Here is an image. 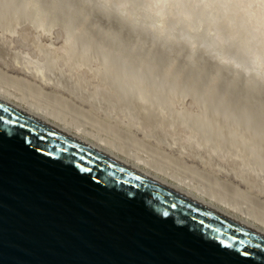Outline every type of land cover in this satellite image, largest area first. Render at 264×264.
<instances>
[{
	"label": "water",
	"instance_id": "1",
	"mask_svg": "<svg viewBox=\"0 0 264 264\" xmlns=\"http://www.w3.org/2000/svg\"><path fill=\"white\" fill-rule=\"evenodd\" d=\"M0 118L40 152L0 145V264H264V231L239 217L2 100Z\"/></svg>",
	"mask_w": 264,
	"mask_h": 264
},
{
	"label": "rangeland",
	"instance_id": "2",
	"mask_svg": "<svg viewBox=\"0 0 264 264\" xmlns=\"http://www.w3.org/2000/svg\"><path fill=\"white\" fill-rule=\"evenodd\" d=\"M68 1H69V3H68ZM68 1L66 3L69 4L68 5L69 7L66 6V7H68V8L65 7L66 9H64V8L62 9V7H64V6L61 3H63L65 5L64 0H60L61 3H59V4H58V2H59L58 0H25V1L23 0L21 4L18 0H17V2H16V0H10V1L3 0V2H2V0L0 1V32H1L2 28L9 27L10 25H12L13 21L16 20V24L14 26L15 29L12 32L4 31V34L6 35V37L8 38V40L10 42L8 47L5 46L6 44H3V45L0 44L1 46L5 47V49L1 47L3 50H1V48H0V53H1V56H0V78H1L0 79V85L14 91L18 95H23L25 98L27 96V98H26L27 100H30V101L37 103L39 105H42V106L45 105L46 107H48L52 111L57 110L56 113L59 111H60L59 113L63 112L61 114V116L63 115V117H64V115H65L66 118L65 117L64 118L66 120H69V121L71 120V121H73L72 123L76 122L75 124L82 125L85 129H88V131H90V132L93 131L94 134H97V135L99 134V136L101 135L102 137L105 136L104 138L107 137V139H110L111 141L113 140L114 144L116 143V146H119L121 149H124L125 151H128V152H133L135 155H138V156L143 157L144 159L148 160L149 163L150 162L155 163L156 164V165L154 164L155 166H158L160 164V166H158V167H160V168L163 167L162 169L165 168L166 170L168 169L167 170L168 172H170L172 174H176L179 177L185 178L186 180L189 179L187 181H190L191 183L196 184L200 187H204V189L208 193L211 192L214 195L216 194V196H219V197L221 196V198L224 199L225 201H228L230 203H234V205L239 206L242 209H246V210L248 209L247 211L251 215H253V217L262 219V220L255 219V220H257V222L263 223L264 222V213H263L264 210H262V209L264 208V204H263L264 203V184H263L264 181H260V182H262V183H260L259 182L260 179H258V178L255 179V177H253L251 175L250 176L253 178H250V176L248 174H246L245 171H242L241 168H239L238 164L235 166L236 163L234 164V162H232V160H230L232 162L231 163L228 160H225L222 158L220 159L219 157L217 158V156H215L214 154H210V153L208 154V151L207 150L205 151V148H202L200 146H193V145L189 144L190 145V147H189L188 143L185 142L183 139H181L182 138L181 137L182 132L180 131V128L177 126L176 122H173L172 121L173 119H170L172 114L169 115L168 112L161 113L155 105H156L157 101H162L165 104L172 103L174 109L176 108V109L180 110V113L187 114V116H188L187 119L191 120V122H196L197 125L199 126V130H201V132H203V133L206 132L207 134H211V135H213V134L220 135L222 138L229 140L230 143L233 142V144H234L233 146H236V148L238 146H241L242 147L241 151H252L259 158L264 160V130H263L264 129V85L262 86V84H264V82H261V84H260V81H257V80L254 81V79H253V81H254V83H253V81H251L252 78L249 77V79H250L249 80L243 74L239 76L238 74H240V73L234 74V73H232L233 71L229 73V71H231V70H228L225 67H221L220 65H218V63L214 62L215 60L213 59V57L210 56L209 54H207V52L203 53V52H201V51H203L201 49H199L200 51L196 50L195 52H192V51H190V49H187V45L185 43L176 42L178 40L175 41V38H174V40H172L173 38H170L167 41V44L171 42L172 45H171V43L166 45V42L164 43V45H162L163 42H160L161 39L159 41L158 40L159 38H157L159 36L154 34L153 32L150 33L151 32V31H149L150 29L149 30L145 29L147 32L146 31L142 32L144 29L143 27H140L139 25H137V26H139V28H138L134 24H133V27H131L132 25L129 24L130 21L126 20V23L129 24V25L128 24L126 25L125 20L123 21V19L120 21L122 23L124 22V24H119L118 23L119 19L117 20L118 17L113 15L112 10H109L107 8L100 9L98 6H94V8H95V10H94L92 4L88 6L87 3H86L87 5L83 4V6L85 5V7H83L84 8L83 9L82 7H80V6H82L81 2L83 0H77V1L76 0H73V1L68 0ZM79 1L81 4L79 3ZM43 2H45L47 5L49 4V6H47L45 3L43 4ZM47 2H50V3H47ZM71 2L72 3L74 2L73 4H76V2H78V3L76 5H73ZM17 3L19 4L18 7L15 6V8H14V5H16ZM60 4L62 5V7ZM77 5L79 6V9H77V10H80V11L83 10L81 14L79 13L80 11L77 13V10H76V8L78 7ZM4 6H6V7H4ZM91 6L94 10L93 15H94V17L96 16L95 21L91 20L93 16L91 15V17H90V14H89V13H92V11H93L92 8H91V10H89L90 12L88 11V9ZM9 8H11L10 11H9ZM69 8L74 9V11L77 13V16H76V13L73 10H70ZM96 8H98L97 12H95ZM31 9L34 12L36 10L37 13H34ZM61 9H62V11H61ZM99 10H102V13H104L105 16L108 14L106 12L110 11L109 15H107L109 17V18L107 17V19H109L108 21H107V19H105V18L102 19L100 17L103 15L101 14V12H98ZM63 11H65V12H63ZM67 11L68 12L72 11V12L70 14V12L67 13ZM73 12H74V14H72ZM86 12H87V14H86ZM32 13L35 15L36 14L41 15V17L46 22V25L49 24L48 25L49 29H48L47 33L41 35V41L42 42H44L50 48L52 46H57L60 42H62L63 39L67 38L68 40H70L71 43H73V46H74L73 48L75 49V51L77 50V51L84 52L86 58H89V60L90 59L92 60L91 64L93 65V68L96 69V71H98V76L95 79L94 78L93 79L83 78L78 82L74 81L72 78H70V79H68L69 81L72 80L74 83H76V85L74 83H72L73 85H71V83L67 80V78H69V77H67V78L62 77V78L56 79L55 77H52L49 75L50 77L48 76L46 78V76H47L46 74H44V75L41 74L45 77V78H43L41 76L39 77L40 74L33 72V71L28 74V72H30V70H27L22 65L19 66L20 63L16 64L17 62H16L14 56L10 55V57L8 56L9 57V59H8L7 55L9 53L10 54L13 53V55H14V52H17L19 50H26V51L30 52V54H31V52L33 51L32 50V43H30L29 39L26 37V35H27L26 32H24L25 28L29 26L28 24H29V21L31 20V17H32L31 14ZM50 13H51V15H50ZM110 13L112 15H110ZM64 14H66V15H64ZM29 15H30V17H28ZM71 15L72 16L74 15L76 20H77V18H78V20H80L82 18V20H80V22L78 20L77 21L73 20L74 18L71 17ZM79 15H81V16L83 15V17H85V18H83V17L79 18ZM55 16H56V18H55ZM59 17L60 18L62 17V19H66V18L71 17L70 18L71 22L76 21L78 23L77 24L75 23V27H74V24L73 23L71 24V22L69 20L68 21L70 23L68 24V22L66 20H65L66 22L64 20H60ZM94 17H93V19H94ZM111 17L114 21L117 20V23L114 22L111 19ZM98 18L100 20H98ZM54 19H55V21L58 20V22H57L58 25L54 24V23H56L54 21ZM110 19H111V21H110ZM88 20H89V22H88ZM49 21H51V22H49ZM103 21H106V23L104 24ZM127 21H129V22H127ZM90 22H94V25H92L93 23L90 24ZM97 22H98V24H97ZM113 22L116 24H112ZM87 23L89 24L88 27L86 25ZM99 23H101V25ZM70 24H71V27L73 28L74 31L70 27ZM114 25H116V26H114ZM117 25H119V28L121 30H124V32L119 30ZM120 25H121V27H120ZM99 26L101 28H99ZM103 26H105V27H103ZM96 27L99 29H96ZM88 28H90V29H88ZM92 28H93V30L91 32ZM102 28L103 29L108 28L109 31H108V29L103 31ZM115 28H117V29H115ZM131 28H132V30H131ZM133 28L135 30H133ZM140 28H143V29H140ZM114 29L116 32L113 31ZM117 30H119V32L121 31L123 33L124 36L121 39H124L125 44H123L121 42L123 40L118 39V37L119 38L122 37V34L120 32L119 36H118ZM126 30H128V31L130 30V32H128ZM99 31L100 32L103 31V32L100 33ZM112 31H113V33L114 32L116 33L117 37L114 36L115 34L114 35L111 34ZM140 31H141V33H140ZM132 32H133V34H131ZM56 33H57V35H56ZM93 33L94 34L97 33V34L94 36ZM99 33L101 34V38L99 37V35H100ZM104 35H105V37H104ZM108 35H110V37H111L109 39V42L107 41L108 39H106L108 37ZM128 35H130V36H128ZM150 35L151 36L153 35V37H151ZM127 36L129 38L130 37H133V38L128 39ZM136 36H139L141 40L139 39V37H136ZM147 36H148V38H147ZM155 36H157V37H155ZM82 37H83L84 41H83ZM85 37H86V41H85ZM103 37H104V39H103ZM114 37L116 38V39H113V40H115V43L112 40V38H114ZM124 37H126V39ZM134 38H135V40H134ZM149 38H150V40H149ZM152 38H155L154 41L158 43V44L155 43V47H157L156 48L157 51L154 50L155 47H153V43L152 44L148 43V42H154ZM156 38H157V40H156ZM87 39H88V41H87ZM96 39H97V41H96ZM102 39H103L104 43H105V41H107L108 43L103 44ZM15 40H17V41H15ZM118 40L120 41V47L118 46L119 45ZM127 40H128V42H127ZM131 40L133 41L132 43L130 42ZM137 40L142 41V43L138 42ZM144 40L146 41L145 43H144ZM171 40L174 42H172ZM81 41L83 42L84 48L82 47ZM135 41L140 43L141 47H140V45H138V43H136V46H138L136 48V46H134ZM175 42H176V44H175ZM88 43H89V45H88ZM110 43L112 44V46ZM130 43H131V45H130ZM86 44H87V47H86ZM94 44H96V45L93 46ZM97 45H98V48H97ZM103 45L104 46L106 45V47H104ZM132 45L134 47H132ZM143 45L146 47L144 48ZM161 45L163 47H161ZM170 45H171V48H170ZM109 46H111V47H109ZM116 46H118L117 47L118 49L116 48L117 50H115V48H114ZM130 46L132 47V50H130L131 49ZM122 47H125V48L122 49ZM92 48H94V49H92ZM108 48H110V49L108 50ZM139 48L140 49L144 48V49L140 50ZM167 48L169 49L168 53H165V52H167ZM7 49L12 51V52L8 53ZM96 49H98V50H96ZM121 49L123 52H121ZM137 49L140 51V55H137L139 53ZM147 49H148V51H147ZM180 49L181 50L183 49V50L180 52ZM103 50H105V52L106 51H110V52L105 53ZM129 50H130V52H128ZM170 50L172 53H169ZM5 51L7 54L5 53ZM141 51H143L145 54ZM188 51H190V52L187 53ZM2 52H4V53H2ZM33 52H32V54H33ZM97 52H98V54H97ZM102 52H103V56H102ZM136 52H138V53H136ZM151 52L152 53L157 52V55H158V53L160 55H158V56L156 55L157 56L156 57L154 55L155 53L151 54ZM177 52H180V53H177ZM197 52H198V54H197ZM120 53H122V54H120ZM126 53L128 54V57H125ZM190 53H192V54H190ZM2 54L3 55L6 54V56L5 55L3 56ZM104 54H106V55H104ZM112 54H113V56H112ZM150 54L152 55L151 57H150ZM161 54L163 56L165 54V56L162 57ZM177 54L179 57L182 55L181 59L177 56ZM187 54L190 57L187 56ZM195 54L197 56L198 55L199 56L196 57ZM206 54L208 55V58H207ZM120 55H122V57ZM131 55H133V56L131 57ZM111 56H112V58H111ZM115 56L116 57L119 56V58L118 57L115 58ZM160 56H161L162 62L160 61ZM173 56H175L176 58H174ZM12 57H14V58H12ZM172 57H173V59H172ZM200 57L202 58V60H197V58L199 59ZM209 57H211V58H209ZM114 58L117 59V61H115ZM178 58H179V60H178ZM185 58H187V59L190 58V60H187V62H186ZM195 58H196V60H193ZM12 59H14L15 64L11 63V61H13ZM124 59L126 61V62H124L125 65H123V63L121 62V61H124ZM163 59H165V60H163ZM167 59L168 60L171 59L173 61L171 62V60H169V62H168ZM182 59H184V62ZM130 60H131V62H130ZM207 60L209 63L207 62ZM198 61H200L199 65H203V66H199L197 64ZM129 62L131 63L130 65L133 66L132 68L129 67V65H128ZM191 62H193L192 65H191ZM135 63H136V65H134ZM169 63H171V64H169ZM179 63L181 64L180 68H179V65H180ZM186 63L190 66H188ZM207 63H208V65H207ZM215 63L217 65H215ZM13 64H14V66H13ZM194 64H196V65H194ZM204 64H205V66L207 65L206 68H205ZM126 65H128L127 69H129L130 71L126 69ZM137 65H139V66H137ZM165 65H167V66L165 67ZM136 66H137V68H139L138 69L139 71L137 70ZM183 66H184V68H183ZM191 66H193V67H191ZM218 66L220 67V69ZM143 67H144L145 71L143 70V72H142ZM194 67H196L195 69H197V70H195ZM22 68L25 69V71H27V72L23 71ZM146 68H148L150 70V72H149V70L146 71L147 70ZM203 68H204V71H203ZM212 68H214V69H212ZM221 68H223L224 70ZM132 70H134L135 72L137 70V72H136L137 74L135 72H134L135 73L134 74ZM174 70L176 72L178 70L179 71L181 70V71L176 73ZM193 70H195V71H193ZM198 70L201 72H199ZM216 70H218V71H216ZM225 70L228 71L229 74L227 72L223 73V72H225ZM207 71H210V73ZM215 71H216V73H215ZM144 72H148L147 74L151 73L150 74L151 78L149 79L148 78L149 75H146ZM157 72H159L161 75H159V73L157 74ZM204 72H205V76H204V74H202ZM220 72H222V73H220ZM6 74H7V76H6ZM215 74H217V75H215ZM37 75H38V77H37ZM154 75H155V77L157 75L156 80L153 77ZM158 75L160 77H162V75H163V78H161V79H163V83H162V81H159L160 77ZM8 76H10V77H8ZM12 76H14L16 79L14 78L15 79L14 80L12 78ZM228 76H230V78ZM3 77H5V78H3ZM152 77H153V80H152ZM204 77H206L207 81H205ZM238 77H239V79L234 81V79H237ZM41 78H43V79H41ZM48 78H50L49 79L50 81L48 80V83H45ZM51 78L52 79L55 78L57 80L56 83L59 82V83H57L58 85L55 83V81H54L55 79L52 80V82H51ZM211 78H212V80H211ZM240 78H242V79H240ZM124 79L130 80L133 83H136L138 86L142 87V90L145 91V93L147 95V99H146V101H144L143 105L140 106V104H138V102H136L130 96V94H131L130 91L122 83V81ZM173 79L176 80V83H175V81H173V84H171L172 83L171 80H173ZM245 79L247 82L245 81ZM8 80H9V82H8ZM43 80H44V82H43ZM202 80H204V83L202 82ZM14 81H16V82H14ZM21 81H23V82H21ZM60 81L62 84L64 83V81H65V83L69 82L70 85H69V83H67L68 85L67 84L63 85L66 87L65 88L61 85ZM183 81H185V82H183ZM49 82L52 85L49 84ZM53 82H54V84H56L55 86H54ZM205 82H208V83H205ZM15 83H16V85H15ZM32 83H35V87H32L34 85ZM184 83H186V84L184 85ZM28 84H30V85H28ZM168 84L172 85L173 88L171 86H169ZM204 84H206V85L204 86ZM8 85H10V86H8ZM36 85L37 86L40 85V89ZM56 86H58V87H56ZM61 86L63 88H61ZM68 86H70V88H71V86H75V87H72L70 89ZM80 86L82 88H80ZM156 86H157V88H156ZM168 86L171 88L169 89ZM180 86H183L184 90L182 89V91L178 94V92L181 90ZM11 87H13V88H11ZM99 87L101 88V90L103 89L102 92H101ZM34 88H35V90H34ZM98 88H99V90H98ZM202 88H203V90L204 89H206V90L202 91L201 90ZM72 89H74L75 91H73ZM80 89H82V90L84 89L83 91H85V93L82 92V90L80 91ZM95 89L98 91H96ZM172 89H173V91H172ZM185 90L186 91L188 90V92H186ZM89 91H92L93 93L89 92ZM99 91L103 94L106 91L108 92V94L110 92L109 96L113 97V95H115V97L114 98H112V97L108 98L109 96L107 93H105L107 95H103V94H100ZM193 91H196L197 93L195 92L196 93L195 94V93H193ZM198 91L199 92L202 91V93H199ZM97 92H99V93H97ZM88 93H90V94L88 95ZM82 94H84V95L82 96ZM194 94L196 96H194ZM198 94H200V95H198ZM56 95H57V97H56ZM99 95H100V97H98ZM103 96H106V97L108 96L107 97L108 100L106 99V97H103ZM197 96L200 99L199 98L196 99ZM202 96H203V98H202ZM206 96H207V99H206ZM54 97H56L58 99H55ZM96 97H98L99 99L95 100ZM102 97L105 99H103ZM61 98L62 99L64 98V99L62 100ZM100 98H102V100H100ZM116 98H117V100H119L121 102L123 100L122 103H123V105L125 104L124 105L125 107H123L122 103H120L119 101H114ZM110 99L113 101L111 102ZM68 100H69V102H68ZM106 100H107V103L104 102ZM201 100H203V102H201ZM70 101L72 102V104ZM109 101L111 102V104L109 103ZM209 101L212 104L209 103ZM62 102L64 104L66 103L65 104L66 106L64 104H62ZM114 102H115V104H119V105L121 104L122 107H120L121 105L120 106L114 105ZM126 105H128L127 106L128 109H126ZM207 105H208V107H207ZM112 106H113V109H112ZM115 106L116 107L118 106V108L120 107L121 109L120 108L119 109L120 110L123 109L124 111L123 110L119 111V109L115 108ZM129 106L134 108L133 110H132V108H130L134 112H130ZM209 108H211V109H209ZM125 109L127 111L129 110L128 112H130V114ZM155 109H157V110H155ZM216 109H218L219 111ZM222 109H224V110H222ZM62 110H64V111H62ZM65 110L67 113L65 112ZM213 110H215V112H213ZM125 111L127 112V114L125 113ZM135 112H136V115L134 114ZM72 113H74V114H72ZM147 114H148V116H147ZM150 114L152 115L153 119L150 118L151 117ZM222 114H224V115H222ZM137 115H139V116H137ZM234 115L238 116V118L235 117ZM82 116H84L85 118H83ZM125 116H127V117H125ZM133 116H135V117L133 118ZM79 117H81V118H79ZM143 117L144 118L146 117V118L144 119ZM95 118L96 119L98 118L99 120L95 121L96 120ZM233 118H234V120H233ZM159 120H160V122H159ZM246 122H247V124H245ZM243 123H244L245 127H244ZM254 125H256V127ZM163 126H165V127H163ZM258 126L261 127L260 131H259L260 128ZM252 128H254L255 130ZM162 131H163V133H162ZM177 131H179L181 133L177 134L176 133ZM164 133H166V134H164ZM167 133L169 135H167ZM175 133H176V135H175ZM179 136H180V138H179ZM170 142L173 144H170ZM185 145H186V147H189V148H185ZM171 146L173 148H171ZM176 146H178V147H176ZM227 147H231V146L228 145ZM194 148H196V149H194ZM154 149H155V151H154ZM197 149L200 151H198ZM162 151H163V153H162ZM193 152H195V153H193ZM193 154H194V156H193ZM207 155L209 158L207 157ZM212 155L215 156L216 158H214ZM169 156L172 157L173 159L170 158ZM195 156H196V158H195ZM197 156H198V158H197ZM214 160H216L217 162L219 161L218 166H217V162H215ZM227 161H228V165H230V166L227 165ZM221 163L224 165V167H226L225 169H223L224 167H221V166H223ZM232 164L234 165V168L232 167L233 166ZM215 166H216V168H215ZM237 166L239 169L237 168ZM220 167H221V169H220ZM226 169L227 170L229 169V171H227ZM226 171L228 172V174ZM236 171L240 172V173H237ZM200 174H201V176H200ZM245 174L247 177L244 176ZM205 175H207V178ZM234 175L236 177H234ZM238 177L240 179H238ZM202 178H204V179H202ZM257 180L259 183L257 182ZM227 183H229L230 185ZM211 185H213V186H211ZM235 188H237V189L234 190ZM237 192H239L240 194L238 195ZM241 193H242V195H241ZM245 196L248 198V200H247V198L245 199ZM249 202H251V203H249ZM248 203H249V205H248ZM257 207H259V208H257ZM260 208H261V210H260ZM252 212H255V215Z\"/></svg>",
	"mask_w": 264,
	"mask_h": 264
},
{
	"label": "bare ground",
	"instance_id": "3",
	"mask_svg": "<svg viewBox=\"0 0 264 264\" xmlns=\"http://www.w3.org/2000/svg\"><path fill=\"white\" fill-rule=\"evenodd\" d=\"M1 1V0H0ZM7 1H10V0H7ZM19 2L21 1V0H18ZM23 1V0H22ZM22 1L20 2V4L22 3ZM25 1V0H24ZM59 2H58V4L59 3H61L60 2V0H58ZM68 1V0H67ZM66 0H64V2H65V5L63 4V3H61L64 7H62V5H61V7H62V9L64 8V9H66V8H68L69 6V1H68V3H66L67 2ZM73 1V0H72ZM77 1V0H76ZM2 2H3V0H2ZM14 2V1H13ZM16 2H17V0H16ZM18 2V3H19ZM39 2V1H38ZM63 2V1H62ZM93 2V3H92ZM9 3V2H8ZM16 4V5H14V8H15V6H17L18 7V5L19 4ZM24 3V2H23ZM42 3V2H41ZM45 2H43V4H44ZM47 3H50V2H47ZM54 3V2H53ZM72 3V2H71ZM74 3V2H73ZM72 3V4H73ZM78 2H76V4H77ZM79 3H80V1H79ZM82 6H80V7H85V5H87L88 4V6L89 5H91L92 4V6H93V8H94V6H98L100 9H104V8H107V9H109V10H112V13H113V15H115L116 17H118L117 18V20L119 19V21L120 20H122L123 19V21L125 20V23H126V20H129L130 21V25H132L131 27H133V24L134 25H136V27H138L139 28V26L140 27H143V28H140V29H143V31L142 32H145L146 30L145 29H147V30H149V31H151L150 33H154V34H156V35H158L159 37H157V36H155V37H157V38H159L158 40L160 41V39H161V41L160 42H163L162 43V45H164V43L166 42V45H168V44H170V43H168L167 44V41H168V39H170V38H173L172 40H174V38H175V41L176 40H178V41H176V42H181V43H185L186 45H187V49H190V51H192V52H195L196 50L197 51H200L199 49H201V50H203V51H201V52H207V54H209L210 56H212L213 57V59L215 60L214 62H216V63H218V65H220L221 67H225L226 69H228V70H231V71H229V73L230 72H232V73H234V74H237V73H240V74H238L239 76L240 75H244L245 77H247L248 79H249V77L250 78H252V80L251 81H253V79H254V81L255 80H257V81H260V84H261V82H264V0H83L82 2ZM80 3V4H81ZM87 3V4H86ZM2 4V3H1ZM31 4V3H30ZM46 4V3H45ZM76 4H73V5H76ZM83 4H85L84 6H83ZM95 4V5H94ZM47 5V4H46ZM47 6H49V4L47 5ZM66 6H68V7H66ZM71 6V5H70ZM78 6V5H77ZM76 6V7H77ZM87 6V7H88ZM92 6L88 9V11L89 10H91V8H92ZM4 7H6V6H4ZM12 7V6H11ZM42 7V6H41ZM66 7V8H65ZM73 7V6H72ZM13 8V7H12ZM13 8V9H14ZM71 8V7H70ZM69 8V9H70ZM93 8H92V10H93ZM12 9V10H13ZM29 9V8H28ZM51 9V8H50ZM62 9H61V11H62ZM77 9H79V6L76 8V10ZM81 9V8H80ZM84 9V8H83ZM11 10V8H9V11ZM32 10V9H31ZM35 10V9H34ZM45 10V9H44ZM70 10H73L74 11V9H70ZM94 10H95V8H94ZM94 10L92 11V13H89L90 14V17H91V15L94 17V15H93V12H94ZM97 10H98V8H96V11L95 12H97ZM14 11V10H13ZM16 11V10H15ZM33 11V10H32ZM31 11V12H32ZM43 11V10H42ZM51 11V10H50ZM80 10H77V13L79 12ZM82 11L83 10H81L79 13L81 14L82 13ZM105 11V10H104ZM103 11V12H104ZM108 11V10H107ZM12 12V11H11ZM34 12V11H33ZM63 12H65V11H63ZM62 12V13H63ZM70 12V11H69ZM68 11H67V13H69ZM72 12V11H71ZM71 12H70V14H71ZM75 12V11H74ZM74 12L72 13V14H74ZM90 12V11H89ZM98 12H101V14L103 15V16H100L102 19L103 18H105V19H107V15H109V12H106V13H108L106 16H105V14L104 13H102V10H99ZM34 13H37V11L35 10V12ZM39 13V12H38ZM56 13V12H55ZM76 13V12H75ZM77 13H76V16H77ZM33 14V13H32ZM31 14V20L29 21V26L28 27H26L25 28V30H24V32H26V37L29 39V41H30V43H32V50L34 51H32L33 52V54H32V52H31V54H30V52H28V51H26V50H19V51H17V52H14V55H13V53L12 54H10L9 52H12V51H10V50H6L9 54L7 55V58L9 59V57H10V55H12V56H14L15 57V60H16V64H19L20 63V65L19 66H23L24 68H26L27 70H30V72H28V74L29 73H31L32 71L33 72H36V73H38V74H40L39 75V77L41 76V77H43V78H45L43 75L44 74H46L45 76H46V78L50 75V76H52V77H55L56 79H58V78H62V77H69V78H67V80L68 79H70V78H72L74 81H80L81 79H83V78H85V79H95L97 76H98V71H96V69H94L93 68V65L91 64V62H92V60L90 59L89 60V58H86V56H85V53L84 52H81V51H75V49L73 48L74 46H73V43H71L70 42V40H68L67 38H65V39H63L62 40V42H60L57 46H52V47H48L44 42H42L41 41V35L42 34H45V33H47V31H48V29H49V27H48V25H46V22L44 21V19L41 17V15H39V14H33L32 15ZM42 14V13H41ZM86 14H87V12H86ZM100 14V13H99ZM100 14V15H101ZM50 15H51V13H50ZM60 15V14H59ZM62 15V14H61ZM64 15H66V14H64ZM69 15V14H68ZM98 15V14H97ZM110 15H112L111 13H110ZM58 16V15H57ZM63 16V15H62ZM70 16V15H69ZM89 16V15H88ZM19 17V16H18ZM28 17H30V15L28 16ZM64 17V16H63ZM71 17H73L74 19L73 20H76L75 19V17H74V15L72 16L71 15ZM71 17H69V18H66V19H62V17L60 18V20H66L67 22H68V24L71 22ZM80 17H83V15L81 16V15H79V18ZM89 17V18H90ZM93 17H92V19L91 20H93V21H95V18H96V16L94 17V19H93ZM99 17V18H100ZM47 18V17H46ZM52 18V17H51ZM55 18H56V16H55ZM58 18V19H59ZM77 18V17H76ZM83 18H85V17H83ZM98 18V20H100ZM109 18V17H108ZM49 19V18H48ZM53 19V18H52ZM111 19H112V17H111ZM111 19H110V21H111ZM51 20V19H50ZM70 22H69V21ZM77 20H78V18H77ZM76 20V21H77ZM80 20H82V18L80 19ZM80 20H78L79 22H80ZM90 20V19H89ZM89 20H88V22H89ZM90 20V21H91ZM97 20V21H98ZM109 19H107V21H108ZM113 20V19H112ZM116 20V19H115ZM117 20L116 21H114V22H116L117 23ZM53 21V20H52ZM54 21H55V19H54ZM63 21V22H64ZM65 21V22H66ZM76 21H72L71 22V24L73 23L74 24V27H75V23L77 24L78 22H76ZM86 21V20H85ZM118 21V23L119 24H124V22L122 23L121 21V23ZM129 21H127V22H129ZM49 22H51V21H49ZM48 22V23H49ZM56 23H54V24H57L58 25V20L57 21H55ZM100 22V21H99ZM102 22V21H101ZM112 23V24H116V23ZM91 23H93L92 25H94V22H90V24ZM103 23L105 24L106 23V21H103ZM15 24H16V20L15 21H13V23H12V25H10L9 27H6V28H2L1 29V32H0V44H6L5 46L6 47H8V45H9V40H8V38L6 37V35L4 34V31H9V32H12L14 29H15ZM51 24V23H50ZM64 24V23H63ZM71 24H70V27H71ZM96 24V23H95ZM97 24H98V22H97ZM100 25H101V23H99ZM128 23H126V25H127ZM128 24V25H129ZM87 25V27H88V23L86 24ZM137 25H139V26H137ZM56 26V25H55ZM64 26V25H63ZM66 26V25H65ZM111 26V25H110ZM114 26H116V25H114ZM118 26V28H119V25H117ZM68 27V26H67ZM69 27V28H70ZM93 27V26H92ZM103 27H105V26H103ZM108 27V26H107ZM113 27V26H112ZM120 27H121V25H120ZM129 27V26H128ZM51 28V27H50ZM72 28V27H71ZM99 28H101L100 26H99ZM99 28H97L96 27V29H99ZM109 28V27H108ZM107 28V29H108ZM88 29H90V28H88ZM103 29V28H102ZM106 28L105 29H103V31L104 30H107ZM110 29V28H109ZM109 29H108V31H109ZM115 29H117V28H115ZM115 29L113 30V31H115ZM125 29V28H124ZM128 29V28H127ZM72 30H73V28H72ZM71 30V31H72ZM92 30H93V28L91 29V32H92ZM112 30V29H111ZM119 30H121L120 28H119ZM119 30H117L118 31V36H119V33L121 32V31H123L124 32V30H121L120 32H119ZM131 30H132V28H131ZM133 30H135L134 28H133ZM70 31V32H71ZM74 31V30H73ZM98 31V30H97ZM103 31H101V32H103ZM113 31H112V33L111 34H115L114 36L115 37H117V35H116V31L113 33ZM126 31H128V30H126ZM68 32V31H67ZM69 32V33H70ZM94 32V31H93ZM100 32V31H99ZM100 32V33H101ZM111 32V31H110ZM128 32H130V30L128 31ZM135 32V31H134ZM147 32V31H146ZM99 33V34H100ZM127 33V32H126ZM140 33H141V31H140ZM59 34V33H58ZM62 34V33H61ZM89 34V33H88ZM94 34V33H93ZM97 34V33H96ZM96 34H94V36L96 35ZM105 34V33H104ZM121 34H122V37H118V39H120V40H123V41H121L123 44H125L124 43V39H121V38H123V33L121 32ZM125 34V33H124ZM131 34H133V32L131 33ZM56 35H57V33H56ZM127 35V34H126ZM135 35V34H134ZM137 35V34H136ZM128 36H130V35H128ZM127 36V37H128ZM149 36V35H148ZM148 36H147V38H148ZM151 36V35H150ZM93 37V36H92ZM99 37L101 38V34L99 35ZM104 37H105V35H104ZM104 37H103V39H104ZM112 38V40L113 39H116V38ZM136 37H139V36H136ZM151 37H153V35L151 36ZM58 38V37H57ZM56 38V39H57ZM111 37H110V35H108V37L106 38V39H108L107 41L109 42V39H110ZM125 39H126V37H124ZM130 38H133V37H130ZM129 37H128V39H130ZM157 38H156V40H157ZM82 39H83V37H82ZM81 39V40H82ZM99 39V38H98ZM103 39H102V41H103ZM138 39V38H137ZM139 39H140V37H139ZM153 39V41L155 40V38H152ZM134 40H135V38H134ZM141 40V39H140ZM149 40H150V38H149ZM171 40V41H172ZM14 41V40H13ZM15 41H17V40H15ZM77 41V40H76ZM79 41V40H78ZM83 41H84V39H83ZM85 41H86V37H85ZM87 41H88V39H87ZM96 41H97V39H96ZM107 41H105V43H108ZM114 41V43H115V40H113ZM119 41V40H118ZM138 41V40H137ZM152 41V40H151ZM158 41V42H159ZM24 42V41H23ZM82 42V41H81ZM90 42V41H89ZM126 42V41H125ZM127 42H128V40H127ZM131 43L133 42L132 40L130 41ZM138 42H140V43H142V41H138ZM138 42H134V46H136V43H138ZM146 41L144 40V43H145ZM172 42H174V41H172ZM176 42H175V44H176ZM86 43V42H85ZM84 43V44H85ZM96 43V42H95ZM101 43V42H100ZM103 44H105L104 43V41L102 42ZM113 43V42H112ZM131 43H130V45H131ZM140 43H138V45H140ZM143 43V44H144ZM149 44H152L153 43V47H155V43L156 44H158L157 42H148ZM111 44V43H110ZM127 44V43H126ZM178 44V43H177ZM180 44V43H179ZM20 45V44H19ZM88 45H89V43H88ZM96 44H94L93 46H95ZM129 45V44H128ZM127 45V46H128ZM148 45V44H147ZM161 45V47H163ZM171 45H172V43H171ZM171 45H170V48H171ZM181 45V44H180ZM21 46V45H20ZM91 46V45H90ZM104 46V45H103ZM111 46H112V44H111ZM111 46H109V47H111ZM119 47H120V41H119V45H118ZM118 46H116V47H114L115 48V50H117L118 48ZM126 46V45H125ZM133 45H132V47H134ZM157 46V45H156ZM179 46V45H178ZM4 48L5 49V47H3V46H1L0 45V48ZM82 47H83V42H82ZM81 47V48H82ZM86 47H87V44H86ZM104 47H106V45L104 46ZM131 47V46H130ZM132 47H131V49L130 50H132ZM138 46H136V48H137ZM140 47H141V45H140ZM143 47L145 48L146 46H144L143 45ZM150 47V46H149ZM152 47V46H151ZM189 47V48H188ZM200 47V48H199ZM1 48V50H3ZM16 48V47H15ZM84 48V47H83ZM97 48H98V45H97ZM117 48V49H116ZM123 48H125V47H122V49ZM135 48V49H136ZM144 48H142V49H144ZM156 48L157 47H155V51H157L156 50ZM165 48V47H164ZM180 48V47H179ZM92 49H94V48H92ZM110 48H108V50H109ZM122 49H121V52H123L122 51ZM140 49V48H139ZM142 49H140V50H142ZM152 49V50H153ZM173 49V48H172ZM171 49V50H172ZM13 50V49H12ZM84 50V49H83ZM96 50H98V49H96ZM113 50V49H112ZM114 50V51H115ZM130 50L128 51V52H130ZM138 50V49H137ZM150 50V49H149ZM165 50V49H164ZM168 48H167V52H165V53H168ZM171 50L169 51V53H172L171 52ZM175 50V49H174ZM183 50V49H182ZM181 49H180V52L182 51ZM185 50V49H184ZM6 51H5V53H6ZM15 51V50H14ZM86 51V50H85ZM104 52H105V50H103ZM147 51H148V49H147ZM162 51V50H161ZM190 51H188L187 53H189ZM107 53H109L110 51H106ZM105 52V53H106ZM135 52V51H134ZM139 52V53H138ZM138 52H136V53H138L137 55H140V51L138 50ZM141 52H143V51H141ZM174 52V51H173ZM180 52H177V53H180ZM2 53H4V52H2ZM144 53V52H143ZM148 53V52H147ZM155 53V54H154ZM154 53H152L151 52V54H154L155 56L157 55V52H154ZM161 53V52H160ZM164 53V52H163ZM162 53V54H163ZM7 54V53H6ZM6 54H4L5 56H6ZM97 54H98V52H97ZM120 54H122V53H120ZM145 54V53H144ZM150 54V57L152 56ZM161 54V56L162 57H164L165 56V54H164V56ZM186 54V53H185ZM184 54V55H185ZM190 54H192V53H190ZM197 54H198V52H197ZM200 54V53H199ZM202 54V53H201ZM206 54V55H207ZM3 55V54H2ZM3 55V56H4ZM100 55V54H99ZM104 55H106V54H104ZM109 55V54H108ZM115 55V54H114ZM153 55V56H154ZM158 55H160L159 53H158ZM157 55V56H158ZM167 55V54H166ZM194 55V54H193ZM192 55V56H193ZM196 55V54H195ZM0 56H1V53H0ZM9 56V57H8ZM101 56V55H100ZM102 56H103V52H102ZM112 56H113V54H112ZM112 56H111V58H112ZM121 57H122V55H120ZM133 55H131V57H132ZM144 56V55H143ZM142 56V57H143ZM156 56V57H157ZM161 56H160V61L162 60L161 59ZM168 56V55H167ZM177 56H178V54H177ZM182 56V55H181ZM181 56L179 57L180 59H181ZM187 56H189L188 54H187ZM199 56V55H198ZM197 55H196V57H198ZM202 56V55H201ZM205 56V55H204ZM203 56V57H204ZM14 57H12V58H14ZM110 57V56H109ZM118 58H119V56H117ZM116 56H115V58H117ZM120 57V58H121ZM125 57H128V54L126 53L125 54ZM174 58H176L175 56H173ZM173 57H172V59H173ZM184 57V56H183ZM190 57V56H189ZM195 57V56H194ZM193 57V58H194ZM106 58V57H105ZM114 58V59H115ZM135 58V57H134ZM168 58V57H167ZM179 58H178V60H179ZM201 58V57H200ZM198 59L197 58V60H202V58L201 59ZM207 58H208V55H207ZM209 58H211V57H209ZM103 59V58H102ZM146 59V58H145ZM153 59V58H152ZM13 61H11V63H14V59H12ZM107 60V59H106ZM112 60V59H111ZM121 60V59H120ZM132 60V59H131ZM131 60H130V62H131ZM134 60V59H133ZM163 60H165V59H163ZM168 60V59H167ZM169 60H171V59H169ZM169 60H168V62H169ZM175 60V59H174ZM177 60V59H176ZM177 60V61H178ZM183 60V62H184V59H182ZM187 60H190V58H185V61L187 62ZM193 60H196V58L195 59H193ZM211 60V59H210ZM109 61V60H108ZM115 61H117V59H115ZM173 60H171V62H172ZM113 62V61H112ZM122 63H123V65H125V63L124 62H126L125 61V59H124V61H121ZM128 63V65H129V67L130 68H132L133 66L132 65H130L131 63ZM162 62V61H161ZM164 62V61H163ZM179 62V61H178ZM181 62V61H180ZM189 62V61H188ZM200 61H198V65L200 64L199 63ZM203 62V61H202ZM205 62V61H204ZM207 62H208V60H207ZM213 62V61H212ZM165 63V62H164ZM192 63L193 62H191V65H192ZM209 63V62H208ZM208 63H207V65H208ZM215 63V65H217ZM15 64V63H14ZM14 64H13V66H14ZM113 64V63H112ZM169 64H171V63H169ZM180 64V63H179ZM187 64V63H186ZM185 64V65H186ZM190 64V63H189ZM5 65V64H4ZM117 65V64H116ZM128 65H126V69L128 68ZM134 65H136V63L134 64ZM188 65V64H187ZM186 65V66H187ZM194 65H196V64H194ZM197 65V66H198ZM206 65V66H207ZM120 66V65H119ZM137 66H139V65H137ZM137 66H136V68H137ZM167 65H165V67H166ZM180 66H181V64L179 65V68H180ZM188 66H190V65H188ZM196 66V67H197ZM199 66H203V65H199ZM204 66H205V64H204ZM206 66H205V68H206ZM6 67V66H5ZM118 67V66H117ZM123 67V66H122ZM135 67V66H134ZM145 67V66H144ZM144 67H143V69H142V72H143V70H144ZM191 67H193V66H191ZM196 67H194V69L196 68ZM219 67V66H218ZM16 68V67H15ZM120 68V67H119ZM135 68V69H136ZM182 68V67H181ZM183 68H184V66H183ZM182 68V69H183ZM190 68V67H189ZM199 68V67H198ZM208 68V67H207ZM23 69V68H22ZM139 68H137V70H138ZM147 70L146 71H148L149 69L148 68H146ZM191 69V68H190ZM193 69V68H192ZM212 69H214V68H212ZM219 69H220V67H219ZM221 69H223V68H221ZM19 70V69H18ZM127 70H129V69H127ZM137 70H136V72H137ZM195 70H197V69H195ZM195 70H193V71H195ZM202 70V69H201ZM224 70V69H223ZM23 71H25V69H23ZM119 71V70H118ZM130 71V70H129ZM133 71V73L135 72L134 70H132ZM131 71V72H132ZM139 71V70H138ZM145 71V70H144ZM175 71V70H174ZM181 71V70H180ZM179 70L177 71V72H180ZM192 71V70H191ZM199 71V70H198ZM203 71H204V68H203ZM211 71V70H210ZM210 71H207V72H209L210 73ZM213 71V70H212ZM216 71H218V70H216ZM216 71H215V73H216ZM222 71V70H221ZM25 72H27V71H25ZM135 72V73H136ZM149 72H150V70H149ZM176 72V71H175ZM176 72V73H177ZM199 72H201V71H199ZM206 72V71H205ZM205 72L204 73H202V74H204V76H205ZM228 73V71H226L225 70V72H223V73ZM2 73V72H1ZM35 73V74H36ZM67 73V74H66ZM134 73V74H135ZM146 75H149V79L151 78L150 77V74H147L148 72H144ZM143 73V74H144ZM159 72H157V74H158ZM220 73H222V72H220ZM219 73V74H220ZM228 73V74H229ZM3 74V73H2ZM26 74V73H25ZM34 74V73H33ZM32 74V75H33ZM41 74H43V75H41ZM132 74V73H131ZM137 74V73H136ZM144 74V75H145ZM218 74V75H219ZM67 75V76H66ZM139 75V74H138ZM159 75H161L160 73H159ZM158 75V76H159ZM208 75V74H207ZM215 75H217V74H215ZM226 75V74H225ZM6 76H7V74H6ZM34 76V75H33ZM49 76V77H50ZM173 76V75H172ZM210 76V75H209ZM208 76V77H209ZM8 77H10V76H8ZM36 77V76H35ZM37 77H38V75H37ZM154 77V79L156 80V77H157V75H156V77H155V75L153 76ZM153 77H152V80H153ZM160 77V76H159ZM207 77V78H208ZM212 77V76H211ZM229 78H230V76H228ZM236 77V76H235ZM244 77V78H245ZM3 78H5V77H3ZM12 78L14 79L15 77L14 76H12ZM43 78H41V79H43ZM55 78H51V82H52V80H54ZM161 78H163V75H162V77H160L159 78V81H162V83H163V79H161ZM165 78V77H164ZM205 78V81H207V79H206V77H204ZM210 78V77H209ZM234 78V77H233ZM243 78V77H242ZM242 78H240V79H242ZM1 79V78H0ZM16 79V78H15ZM14 79V80H15ZM20 79V78H19ZM50 78H48L47 80H46V82L45 83H48V80H49ZM54 80L55 81V83H56V81L57 80ZM104 79V78H103ZM171 79V78H170ZM239 79V77L237 78V79H234V81L235 80H238ZM40 80V79H39ZM45 80V79H44ZM44 80H43V82H44ZM63 80V79H62ZM66 80V79H65ZM211 80H212V78H211ZM250 80V79H249ZM17 81V80H16ZM16 81H14V82H16ZM19 81V80H18ZM28 81V80H27ZM50 81V80H49ZM69 81V80H68ZM72 81V80H71ZM71 81H69L70 83H71V85H73L72 83H74L73 81L71 82ZM103 81V80H102ZM101 81V82H102ZM117 81V80H116ZM151 81V80H150ZM173 81H175V83H176V80H171V84H173ZM209 81V80H208ZM245 81H246V79H245ZM254 81H253V83H254ZM8 82H9V80H8ZM21 82H23V81H21ZM20 82V83H21ZM26 82V81H25ZM69 82H67V83H69ZM183 82H185V81H183ZM202 82L204 83V80H202ZM247 82V81H246ZM57 83H59V82H57ZM56 83V84H57ZM60 83H61V81H60ZM64 83H65V81H64ZM62 84L61 83V85L63 86V85H66L67 83H65V84ZM70 83H69V85H70ZM122 83L125 85V87H127L128 88V90L130 91V96L136 101V102H138V104H140V106L141 105H143L144 104V101H146V99H147V95H146V93H145V91L144 90H142V87L141 86H138L136 83H133L132 81H130V80H127V79H124L123 81H122ZM169 83V84H170ZM205 83H208V82H205ZM251 83V82H250ZM258 83V82H257ZM256 83V84H257ZM8 84V83H7ZM11 84V83H10ZM32 84H34L32 87H35V83H32ZM43 84V83H42ZM41 84V85H42ZM49 84H51L50 82H49ZM53 84H54V82H53ZM56 84H54V86L56 85ZM75 85H76V83H74ZM98 84V83H97ZM168 84V85H169ZM186 83H184V85H185ZM259 84V85H260ZM6 85V84H5ZM13 85V84H12ZM11 85V86H12ZM15 85H16V83H15ZM26 85V84H25ZM28 85H30V84H28ZM38 85V84H37ZM36 85V86H37ZM52 85V84H51ZM58 85V84H57ZM68 85V84H67ZM83 85V84H82ZM161 85V84H160ZM163 85V84H162ZM183 85V84H182ZM199 85V84H198ZM206 84H204V86H205ZM243 85V84H242ZM258 85V84H257ZM264 84H262V86H263ZM8 86H10V85H8ZM46 86V85H45ZM53 86V87H54ZM61 86V88H63V87H65V86H63L62 87ZM169 86H171L172 88H173V86L172 85H169ZM168 86V87H169ZM248 86V85H247ZM17 87V86H16ZM24 87V86H23ZM39 89H40V85L39 86H37ZM56 87H58V86H56ZM69 88H70V86H68ZM72 87H75V86H71V88ZM171 87H169V89L171 88ZM181 87V90L178 92V94L182 91V89H183V86H180ZM11 88H13V87H11ZM55 88V87H54ZM66 88V87H65ZM70 88V89H71ZM80 88H82L81 86H80ZM84 88V87H83ZM100 88V87H99ZM99 88H98V90H99ZM156 88H157V86H156ZM19 89V88H18ZM78 89V88H77ZM89 89V88H88ZM119 89V88H118ZM168 89V88H167ZM189 89V88H188ZM197 89V88H196ZM34 90H35V88H34ZM38 90V89H37ZM73 91H75L74 89H72ZM82 89H80V91H81ZM84 90V89H83ZM82 90V92H84L85 93V91H83ZM90 90V89H89ZM92 90V89H91ZM96 90V89H95ZM98 90H96V91H98ZM100 90H101V88H100ZM103 90V89H102ZM102 90H101V92H102ZM110 90V89H109ZM184 90V89H183ZM192 90V89H191ZM195 90V89H194ZM202 91H204V90H206V89H204L203 90V88L201 89ZM42 91V90H41ZM40 91V92H41ZM94 91V90H93ZM95 91V92H96ZM167 91V90H166ZM169 91V90H168ZM172 91H173V89H172ZM186 91V90H185ZM202 91L201 92H199V93H202ZM66 92V91H65ZM68 92V91H67ZM81 92V93H82ZM89 92H92V91H89ZM100 92V91H99ZM99 92H97V93H99ZM100 92V94H103V93H101ZM186 92H188V90L186 91ZM196 91H193V93H195ZM93 93V92H92ZM96 93V94H97ZM105 93H107L108 94V92L106 91ZM103 94V95H107V94ZM197 93V92H196ZM195 93V94H196ZM22 94V93H21ZM46 94V93H45ZM48 94V93H47ZM51 94V93H50ZM90 93H88V95H89ZM194 94V96H196ZM75 95V94H74ZM81 95V94H80ZM84 94H82V96H83ZM86 95V94H85ZM98 95V94H97ZM110 95V92H109V94H108V96ZM117 95V94H116ZM185 95V94H184ZM198 95H200V94H198ZM59 96V95H58ZM91 96V95H90ZM96 96V95H95ZM107 96V97H108ZM122 96V95H121ZM49 97V96H48ZM56 97H57V95H56ZM56 97H54L55 99H58V98H56ZM61 97V96H60ZM98 97H100V95L98 96ZM98 97H96L95 98V100L96 99H99ZM103 97H106V96H103ZM102 97V98H103ZM106 97V99L108 100V98H110V97H112V96H109L108 98ZM115 97V95H113V97L112 98H114ZM120 97V96H119ZM201 97V96H200ZM26 98H27V96H26ZM23 95H18L17 93H15L14 91H12V90H10V89H8V88H5V87H3L2 85H0V100H2V101H4L5 103H7V104H10V105H12L13 107H15V108H17V109H19V110H21V111H23L24 113H26V114H28V115H30V116H32V117H34V118H36V119H38V120H40V121H42V122H44V123H46V124H49V125H51V126H53V127H55V128H57V129H59V130H61V131H63V132H66V133H68V134H70V135H72V136H74V137H76V138H78L79 140H81V141H83V142H85V143H87V144H89V145H91V146H93V147H95V148H97V149H99V150H101V151H103V152H106V153H108V154H110V155H112V156H114V157H116V158H118V159H120V160H123V161H125V162H127V163H129V164H131V165H133V166H135V167H138V168H140L141 170H143V171H145V172H147V173H149V174H151V175H153V176H155L156 178H158V179H160V180H162V181H164V182H166V183H168V184H170L171 186H173V187H175V188H177V189H180V190H182V191H185V192H187V193H189V194H191V195H193V196H195V197H197V198H199V199H201V200H203V201H205V202H207V203H209V204H211V205H213V206H215V207H217V208H219V209H221V210H223V211H225V212H227V213H229V214H232V215H234V216H236V217H239L240 219H242L243 221H245V222H247V223H249V224H251L252 226H254V227H256V228H258V229H260V230H262V231H264V222L263 223H259V222H257V220H255V219H258V220H262V219H260V218H256V217H253V215H251L246 209H242L241 207H239V206H236V205H234V203H230V202H228V201H225L224 199H222L221 198V196L219 197V196H216V194L214 195V194H212L211 192L210 193H208L205 189H204V187H200V186H198V185H196V184H193V183H191L190 181H187V180H189V179H185V178H182V177H179L178 175H176V174H172V173H170V172H168L165 168L164 169H162V168H160V167H158V166H160V164L158 165V166H155L156 164L155 163H152V162H150L149 163V161L148 160H146V159H144L143 157H140V156H138V155H135L133 152H128V151H125L124 149H121L119 146H116V143L114 144V141L112 140H110V139H107V137L106 138H104L105 136H99V134L97 135V134H94V132L93 131H88V129H85L82 125H78V124H75V123H72L73 121H69V120H66L65 118V115H64V117H63V115L61 116V114L63 113H59V112H57L56 113V111L55 110H50L48 107H46L45 105H39V104H37V103H34V102H32V101H30V100H27ZM89 98V97H88ZM102 98H100V100H102ZM183 98V97H182ZM199 97L197 96V98L196 99H198ZM202 98H203V96H202ZM62 99V98H61ZM64 99V98H63ZM62 99V100H63ZM67 99V98H66ZM103 99H105V98H103ZM121 99V98H120ZM200 99V98H199ZM206 99H207V96H206ZM205 99V100H206ZM51 100V99H50ZM107 100L106 101H104V102H106L107 103ZM111 100V99H110ZM204 100V101H205ZM67 101V100H66ZM98 101V100H97ZM96 101V102H97ZM113 100H111V102H112ZM114 101H119V100H117V98L114 100ZM126 101V100H125ZM256 101V100H255ZM64 102V101H63ZM62 102V104H64ZM68 102H69V100H68ZM71 102V101H70ZM100 102V101H99ZM98 102V103H99ZM111 102L109 101V103L111 104ZM120 103H122L123 102V100H122V102L121 101H119ZM118 102V103H119ZM143 102V103H142ZM201 102H203V100H201ZM59 103V102H58ZM209 103H211L210 101H209ZM214 103V102H213ZM61 104V103H60ZM66 104V103H65ZM64 104V105H65ZM71 104H72V102H71ZM128 104V103H127ZM203 104V103H202ZM212 104V103H211ZM53 105V104H52ZM114 105H118V106H120L119 104H115V102H114ZM122 105H123V103H122ZM122 105L120 106V107H122ZM125 105V104H124ZM123 105V107H125ZM129 105V104H128ZM128 105H126V109H128ZM56 106V105H55ZM66 106V105H65ZM64 106V107H65ZM108 106V105H107ZM118 106L116 107L115 106V108H117V109H119L118 108ZM158 109H159V111L161 112V113H165V112H168L169 113V115H171L172 114V116H171V118L170 119H173L172 121L173 122H176V124H177V126L180 128V131L182 132H179V131H177L176 133L177 134H179V133H181V139H183L185 142H187L188 143V145L190 144V145H193V146H200V147H202V148H205V151L207 150L208 151V154L210 153V154H214L215 156H217V158L219 157L220 159L222 158V159H225V160H228V161H230V160H232V162H234V164H235V166L238 164L239 165V168H241V170L242 171H245L246 172V174H248L249 176L251 175V176H253V177H255V179L256 178H258V179H260L259 180V182L260 181H264V160H262L261 158H259L256 154H254L252 151H241L242 150V147L241 146H238L237 148H236V146H233L234 144H233V142H231L230 143V141L229 140H226V139H224V138H222L220 135H215V134H213V135H211V134H207L206 132L205 133H203V132H201V130H199V126L197 125V123L196 122H191V120H188L187 119V114H183V113H180V110H178V109H174V107H173V105H172V103H167V104H165L164 102H162V101H157L156 102V105H155ZM214 106V105H213ZM217 106V105H216ZM234 106V105H233ZM53 107V106H52ZM59 107V106H58ZM57 107V108H58ZM207 107H208V105H207ZM63 108V107H62ZM61 108V109H62ZM111 108V107H110ZM130 108H132V107H130L129 106V109ZM215 108V107H214ZM213 108V109H214ZM226 108V107H225ZM54 109V108H53ZM56 109V108H55ZM77 109V108H76ZM112 109H113V106H112ZM121 109V108H120ZM119 109V111H122V110H120ZM125 109V110H126ZM134 108H132V110H133ZM209 109H211V108H209ZM80 110V109H79ZM82 110V109H81ZM131 109H130V112H134V111H132ZM137 110V109H136ZM155 110H157V109H155ZM216 110H218V109H216ZM222 110H224V109H222ZM221 110V111H222ZM227 110V109H226ZM55 111V112H54ZM62 111H64V110H62ZM77 111V110H76ZM87 111V110H86ZM116 111V110H115ZM124 111V110H123ZM127 111V110H126ZM125 111V113L127 114V112L129 111H127L126 112ZM138 111V110H137ZM219 111V110H218ZM65 112H66V110H65ZM81 112V111H80ZM85 112V111H84ZM130 112H128L129 114H130ZM213 112H215V110H213ZM233 112V111H232ZM59 113V114H58ZM67 113V112H66ZM83 113V112H82ZM86 113V112H85ZM123 113V112H122ZM221 113V112H220ZM224 113V112H223ZM72 114H74V113H72ZM78 114V113H77ZM81 114V113H80ZM121 114V113H120ZM135 115H136V112L134 113ZM133 114V115H134ZM125 115V114H124ZM132 115V114H131ZM151 115V114H150ZM222 115H224V114H222ZM75 116V115H74ZM77 116V115H76ZM137 116H139V115H137ZM142 116V115H141ZM144 116V115H143ZM147 116H148V114H147ZM154 116V115H153ZM235 116V115H234ZM83 118H85L84 116H82ZM125 117H127V116H125ZM135 116H133V118H134ZM168 117V116H167ZM235 117H237L238 118V116H235ZM234 117V118H235ZM241 117V116H240ZM79 118H81V117H79ZM92 118V117H91ZM137 118V117H136ZM139 118V117H138ZM144 118V117H143ZM146 118V117H145ZM144 118V119H145ZM150 118H152V115H151V117ZM234 118H233V120H234ZM96 119V118H95ZM94 119V120H95ZM128 119V118H127ZM142 119V118H141ZM153 119V118H152ZM168 119V118H167ZM83 120V119H82ZM85 120V119H84ZM97 120H99L98 118L95 120V121H97ZM155 120V119H154ZM229 120V119H228ZM238 120V119H237ZM243 120V119H242ZM245 120V119H244ZM102 121V120H101ZM132 121V120H131ZM136 121V120H135ZM145 121V120H144ZM162 121V120H161ZM168 121V120H167ZM194 121V120H193ZM159 122H160V120H159ZM248 122V121H247ZM247 122L245 123V124H247ZM104 123V122H103ZM147 123V122H146ZM253 123V122H252ZM106 124V123H105ZM155 124V123H154ZM153 124V125H154ZM251 124V123H250ZM259 124V123H258ZM166 125V124H165ZM243 125H244V123H243ZM252 126V125H251ZM255 127H256V125H254ZM253 126V127H254ZM163 127H165V126H163ZM244 127H245V125H244ZM243 127V128H244ZM259 127V126H258ZM260 129H259V131L261 130V127H259ZM252 129H254V128H252ZM257 129V128H256ZM263 129V128H262ZM178 130V129H177ZM255 130V129H254ZM258 130V129H257ZM256 130V131H257ZM264 130V129H263ZM161 131V130H160ZM166 131V130H165ZM169 132V131H168ZM153 133V132H152ZM151 133V134H152ZM155 133V132H154ZM162 133H163V131H162ZM173 133V132H172ZM176 133H175V135H176ZM164 134H166V133H164ZM157 135V134H156ZM155 135V136H156ZM161 135V134H160ZM167 135H169L168 133H167ZM150 136V135H149ZM166 136V135H165ZM171 136V135H170ZM173 136V135H172ZM178 136V135H177ZM154 137V136H153ZM157 137V136H156ZM163 137V136H162ZM158 138V137H157ZM176 138V137H175ZM174 138V139H175ZM178 138V137H177ZM179 138H180V136H179ZM162 139V138H161ZM166 139V138H165ZM173 139V140H174ZM163 140V139H162ZM161 140V141H162ZM180 140V139H179ZM166 141V140H165ZM169 141V140H168ZM163 142V141H162ZM167 143V142H166ZM176 143V142H175ZM170 144H173V143H171L170 142ZM231 144V145H230ZM187 145V144H186ZM186 145H185V148H189L190 147V145H189V147H186ZM187 145V146H188ZM231 146V147H227V146ZM182 146V145H181ZM192 146V147H193ZM176 147H178V146H176ZM184 147V146H183ZM171 148H173L172 146H171ZM194 149H196V148H194ZM199 149V148H198ZM197 149V150H198ZM203 150V149H202ZM154 151H155V149H154ZM160 151V150H159ZM180 151V150H179ZM198 151H200V150H198ZM197 152V151H196ZM133 153V154H132ZM162 153H163V151H162ZM188 153V152H187ZM193 153H195V152H193ZM203 153V152H202ZM197 154V153H196ZM200 154V153H199ZM204 154V153H203ZM206 154V153H205ZM164 155V154H163ZM191 155V154H190ZM193 156H194V154H193ZM201 156V155H200ZM213 156V155H212ZM215 156H213L214 158H216ZM170 157V156H169ZM207 157H208V155H207ZM211 157V156H210ZM156 158V157H155ZM170 158H172V157H170ZM195 158H196V156H195ZM197 158H198V156H197ZM209 158V157H208ZM212 158V157H211ZM154 159V158H153ZM173 159V158H172ZM219 160V159H218ZM215 162H217L216 160H214ZM228 161H227V165H228ZM157 162V161H156ZM206 162V161H205ZM231 162V161H230ZM229 162V163H230ZM231 162V163H232ZM218 163H219V161L217 162V166H218ZM223 163V162H222ZM221 163V164H222ZM155 164V165H154ZM205 164V163H204ZM224 164V163H223ZM222 164V165H223ZM212 165V164H211ZM233 165V164H232ZM228 166H230V165H228ZM190 167V166H189ZM221 167H224V165L223 166H221ZM221 167H220V169H221ZM233 168H234V165L232 166ZM215 168H216V166H215ZM226 167H224L223 169H225ZM237 168H238V166H237ZM238 168V169H239ZM222 169V170H223ZM232 169V168H231ZM189 170V169H188ZM227 170V169H226ZM236 170V169H235ZM227 171H229V169L227 170ZM226 171V172H227ZM224 172V171H223ZM222 172V173H223ZM237 172V171H236ZM196 173V172H195ZM200 173V172H199ZM237 173H240V172H237ZM198 174V173H197ZM227 174H228V172H227ZM246 174L244 175L245 177H247L246 176ZM204 175V174H203ZM237 175V174H236ZM200 176H201V174H200ZM206 176V178H207V175H205ZM250 176V178H253V177H251ZM199 177V176H198ZM234 177H236L235 175H234ZM194 178V177H193ZM209 178V177H208ZM249 178V179H250ZM202 179H204V178H202ZM237 179V178H236ZM238 179H240L239 177H238ZM191 180V179H190ZM208 182V181H207ZM257 182H258V180H257ZM258 182V183H259ZM224 183V182H223ZM257 183V184H258ZM260 183H262V182H260ZM227 184H229V183H227ZM264 184V183H263ZM230 185V184H229ZM211 186H213V185H211ZM210 187V186H209ZM235 187V186H234ZM237 188H235L234 190H236ZM209 190V189H208ZM240 192V191H239ZM239 192H237L238 193V195L240 194ZM241 195H242V193H241ZM253 197V196H252ZM235 198V197H234ZM238 198V197H237ZM240 198V197H239ZM247 197L245 196V199H246ZM257 199V198H256ZM227 200V199H226ZM247 200H248V198H247ZM242 201V200H241ZM244 201V200H243ZM238 202V201H237ZM240 202V201H239ZM249 203H251V202H249ZM249 203H248V205H249ZM256 203V202H255ZM263 203V202H262ZM264 204V203H263ZM251 205V204H250ZM261 207V206H260ZM248 208V207H247ZM254 208V207H253ZM257 208H259V207H257ZM252 209V208H251ZM260 210H261V208H260ZM262 210H264V208L262 209ZM252 211V210H251ZM252 213H254V215H255V212H252ZM264 213V212H263ZM257 214V213H256ZM252 219H251V218ZM258 217V216H257Z\"/></svg>",
	"mask_w": 264,
	"mask_h": 264
},
{
	"label": "snow or ice",
	"instance_id": "4",
	"mask_svg": "<svg viewBox=\"0 0 264 264\" xmlns=\"http://www.w3.org/2000/svg\"><path fill=\"white\" fill-rule=\"evenodd\" d=\"M5 123H15V122L14 121H3V119L0 118V126H2ZM5 140L13 142L19 146H22L24 149L30 152H34L37 155L40 154L39 147L36 146L32 141H30L27 138V134L22 132L19 127L14 129L13 131H9L7 129L0 127V145H2ZM56 162L59 163L60 161H56ZM84 178L88 180L92 179V177H84ZM124 195L127 197H132L138 194H133L131 192H124ZM144 202H145L146 207L158 217L163 218V217L168 216V213L166 211H161L159 208L154 207L150 200H145ZM175 223H179V222H175ZM202 238L205 240L206 243L210 244L212 247H214L217 251H219L223 255H226V256L239 255V253L229 251L228 246L224 245L222 242L215 241V240H209L206 237H202ZM246 254L247 252H245V255Z\"/></svg>",
	"mask_w": 264,
	"mask_h": 264
}]
</instances>
